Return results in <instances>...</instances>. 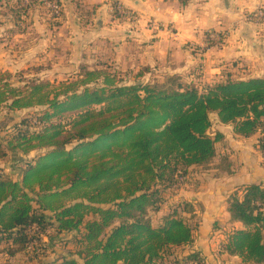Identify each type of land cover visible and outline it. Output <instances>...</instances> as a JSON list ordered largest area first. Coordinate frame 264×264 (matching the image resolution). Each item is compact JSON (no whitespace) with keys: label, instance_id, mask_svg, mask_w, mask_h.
<instances>
[{"label":"trees","instance_id":"trees-1","mask_svg":"<svg viewBox=\"0 0 264 264\" xmlns=\"http://www.w3.org/2000/svg\"><path fill=\"white\" fill-rule=\"evenodd\" d=\"M26 9L9 11L20 18ZM205 41L214 45L209 35ZM76 74L77 81L57 87L42 80L15 85L12 73L0 72V111L44 108L6 135L0 130V162L9 149L43 151L21 165L18 179L0 172V252L14 257L42 247L52 228L72 234L77 257L51 264H203L194 251L169 259L194 242L184 215L190 203L178 202L157 226L150 211L189 182L191 167L217 157L222 134L211 133V113L236 135L260 133L264 162V77L227 74L201 91L193 80L157 76L150 67L133 80L107 66L80 64ZM229 211L245 228L231 232L221 250L263 264L264 184L235 192Z\"/></svg>","mask_w":264,"mask_h":264},{"label":"crops","instance_id":"crops-1","mask_svg":"<svg viewBox=\"0 0 264 264\" xmlns=\"http://www.w3.org/2000/svg\"><path fill=\"white\" fill-rule=\"evenodd\" d=\"M116 1L135 13L133 21L115 14ZM63 6L62 18L50 27H56L54 40L59 46H68L69 60L78 66L93 69L110 63L130 75L150 67L154 72L157 68V76H184L201 64L197 71L205 82L227 74L237 79L264 77L260 73L264 70V21L249 16L264 7V0H189L185 5L179 0H63ZM212 32L222 33L224 40L221 45L204 48L206 36ZM237 59L252 67L249 74L236 77L231 73L236 69L230 62ZM102 60L106 61L100 64ZM210 117L211 133L222 134L216 143L217 157L199 174L193 173L196 166L191 167L189 182L175 191L173 200L191 205L192 210L184 215L198 221L197 234L191 227L195 242L204 248L203 264H251L223 252L221 244L231 232L245 228L231 218V196L235 192L242 196L246 185L264 184L260 133L241 137L231 124H222L217 113ZM216 236H221L222 243L215 249Z\"/></svg>","mask_w":264,"mask_h":264},{"label":"rangeland","instance_id":"rangeland-1","mask_svg":"<svg viewBox=\"0 0 264 264\" xmlns=\"http://www.w3.org/2000/svg\"><path fill=\"white\" fill-rule=\"evenodd\" d=\"M49 0H1L0 2V72L12 73L11 81L15 85H24L26 82L32 80L50 81L55 86H59L61 83H74L79 79L77 72L79 70L78 63L71 61V52L68 46H59V42L54 40V34L57 31L56 27H50L51 23H56L63 16L64 6L62 0V12L58 16L49 5ZM27 8L20 18L16 15L12 16L10 9L13 7ZM257 9V8H256ZM256 9L254 11H256ZM252 11L249 16L253 17ZM50 23V24H49ZM223 42V41H222ZM64 45V44H63ZM218 45H221L218 44ZM215 45L214 46H218ZM213 46V45H212ZM67 47V48H65ZM211 47V45H205L204 48ZM102 60L99 63H105ZM246 60L237 59L230 62L232 74H236V77H243L244 74L250 73L252 67H248ZM98 63V64H99ZM201 63V62H199ZM108 67V70L116 72L120 77H127L133 80L134 75L129 73H123L116 69L117 66H113L110 63L102 65ZM198 64L196 69H190L182 76L183 81H191L199 84V89L202 91L206 83L205 78L201 77ZM74 67V68H73ZM154 73L157 74V68ZM159 74H163V71H158ZM264 74V70L261 71ZM43 107H36L32 109H24L19 111L10 112L8 110L0 111V130L1 135L13 129V126L18 123L23 117L27 115H35L43 111ZM213 117V116H212ZM43 151L35 150L28 154L20 150L9 149L8 156L0 162V172L10 175L13 179L20 178L21 165L34 157L40 155ZM206 167H196L193 173H201L207 169ZM190 180V179H189ZM173 194L175 192L166 193V201L161 206V209L150 211V217L154 226L161 223L163 215L170 212L171 208L177 203L173 200ZM182 208V207H181ZM187 222L195 229L198 221L196 218L186 216ZM216 231L220 229L215 227ZM195 229V234L198 231ZM220 234H223L222 231ZM73 236L67 232H56L54 229H49L45 235L42 236L41 246H36L35 250L30 252H20L14 257H9L0 252V264H51V262L60 256L74 257L75 243L73 242ZM199 241L178 249L170 255L169 259L174 256L188 254L191 252H198L200 256L205 258L204 248L198 246ZM222 243L221 236H216L214 239L215 249L219 248ZM198 246V247H197ZM196 247V248H195ZM3 250L2 248L0 251ZM217 252V251H216ZM39 254V256H37Z\"/></svg>","mask_w":264,"mask_h":264},{"label":"built area","instance_id":"built-area-1","mask_svg":"<svg viewBox=\"0 0 264 264\" xmlns=\"http://www.w3.org/2000/svg\"><path fill=\"white\" fill-rule=\"evenodd\" d=\"M49 5L56 13V16L62 12V0H49ZM115 8L117 11V16L122 20L133 21L135 19V13L127 8H125L120 2H115ZM253 18L259 22L264 21V7H258L253 13ZM210 39L214 42L215 45L222 43L224 40V35L220 32H212L209 34ZM35 228V226H33Z\"/></svg>","mask_w":264,"mask_h":264}]
</instances>
